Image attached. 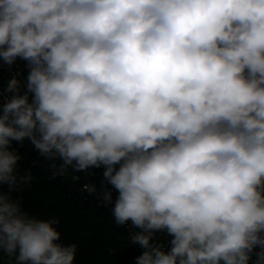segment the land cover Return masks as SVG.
<instances>
[{
    "label": "clouds",
    "instance_id": "9594fccd",
    "mask_svg": "<svg viewBox=\"0 0 264 264\" xmlns=\"http://www.w3.org/2000/svg\"><path fill=\"white\" fill-rule=\"evenodd\" d=\"M18 60L0 91L7 264L78 247L13 197L25 140L54 175L102 170L136 264H264V0H0V61Z\"/></svg>",
    "mask_w": 264,
    "mask_h": 264
},
{
    "label": "trees",
    "instance_id": "16d2710c",
    "mask_svg": "<svg viewBox=\"0 0 264 264\" xmlns=\"http://www.w3.org/2000/svg\"><path fill=\"white\" fill-rule=\"evenodd\" d=\"M20 155V174L31 172L33 180L13 193V197L21 199L24 207L39 218L59 219L57 228L63 243L78 246L75 264H136V257L142 252L129 243L125 225H116L111 205L102 206L97 194L87 196L80 191L82 183L89 181L86 177L76 182V172L72 169L62 176L54 175L52 162L40 157L27 140ZM92 182L95 186L99 184L98 180ZM4 190L7 191L6 187ZM98 191L96 188V193ZM7 260L0 255V264H7Z\"/></svg>",
    "mask_w": 264,
    "mask_h": 264
},
{
    "label": "built area",
    "instance_id": "2783aa9c",
    "mask_svg": "<svg viewBox=\"0 0 264 264\" xmlns=\"http://www.w3.org/2000/svg\"><path fill=\"white\" fill-rule=\"evenodd\" d=\"M27 67L25 66V62L23 61H17L16 64L12 65L11 67H9L7 64H4L2 61H0V91H2L8 84L9 80L15 76L16 78L20 79V80H24V78L27 76ZM5 101V99L3 97H0V105H2ZM23 145V144H22ZM22 145L18 142H13V148L18 152V154H20V150ZM37 151V150H36ZM39 154V153H38ZM41 157V156H40ZM102 170L100 169H94L92 170L90 173H83V172H76V174L74 175V179L76 182H82L83 181V177H86L89 181H85L82 183V185L80 186V191L89 196L90 194L87 193L84 189L85 185H90L93 184L92 181L94 180H98V185L96 186L97 191L100 189H103L104 191V185L101 183L102 180V176L100 174ZM83 175V176H82ZM103 191H98L97 193V199L99 204H101L102 206H107L110 204H105L102 199L100 198V196L98 195L99 193H102ZM116 193L113 192V197L115 198ZM126 230L128 232V234L130 235V231H135V229H132L129 225H125ZM156 239L162 243L165 247V250H167L168 247H170V239L171 237H169L166 233H162V232H157L156 233ZM137 249L141 252L144 251V249H142L139 245H136ZM251 264V262H250Z\"/></svg>",
    "mask_w": 264,
    "mask_h": 264
}]
</instances>
